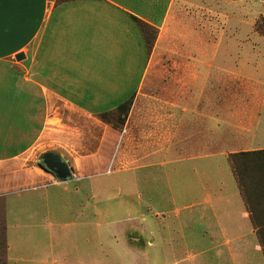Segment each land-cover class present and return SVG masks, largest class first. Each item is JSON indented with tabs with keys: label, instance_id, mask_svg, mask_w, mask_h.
<instances>
[{
	"label": "crops",
	"instance_id": "0c3cea01",
	"mask_svg": "<svg viewBox=\"0 0 264 264\" xmlns=\"http://www.w3.org/2000/svg\"><path fill=\"white\" fill-rule=\"evenodd\" d=\"M236 2L227 0L226 8ZM187 4L0 0V197L7 264H104L86 247L88 206L77 199L83 182L133 173L131 195L143 171V193L151 194L143 205L152 215L127 221L132 225L125 229L118 264H264L229 161L231 154L264 149L261 73L256 132L233 125L228 99L240 82L242 105L249 106V81L261 63L220 58L217 21L202 27ZM228 19L234 27L233 11ZM144 25L155 33L150 39ZM175 39L183 57L176 70L163 71L168 84L161 94L150 93L155 54L173 50ZM18 54L25 59L17 60ZM131 99L122 129L98 117ZM46 152L70 164L69 180L39 167ZM159 180L167 192L154 202Z\"/></svg>",
	"mask_w": 264,
	"mask_h": 264
},
{
	"label": "rangeland",
	"instance_id": "374dc122",
	"mask_svg": "<svg viewBox=\"0 0 264 264\" xmlns=\"http://www.w3.org/2000/svg\"><path fill=\"white\" fill-rule=\"evenodd\" d=\"M192 1L188 0L187 7L192 13L199 16L202 27L205 25V22L210 19L216 20L218 23V37L221 38L222 36L220 58H227L232 61H236L240 57L243 59L250 58L251 63H261V71L259 72L255 69L252 73V75L255 76V79H250L249 81L250 94L244 99L246 100L245 104H249V106L243 107L242 105L243 99L241 94H238L240 91L237 90L240 82L233 83V91H231V93H233L232 97H228L230 101L232 100L231 103L233 106L231 112L233 118L231 119V122L234 126H246L247 131L250 129L251 132H249L251 135L252 131L256 132L254 126L256 124V118L260 112L257 109L258 105L256 103L258 100L257 92L259 88L256 77L259 76L260 73L261 81L264 82V0H231L237 1L238 3L236 2L227 8V0ZM165 4L166 0H163V5ZM176 5L177 2L175 8ZM209 8L210 11H212L211 13H209ZM213 10H215L216 13H214ZM230 11L234 12V27L233 20H230L228 24V17L231 15ZM241 21L245 23L241 24ZM174 36L177 37V33H175ZM237 41L239 42V45L232 46V42ZM175 44L173 50H157L155 54L157 63L155 64L154 72V78L157 79L153 81L155 85L150 93H156V95L161 94L163 85L165 86L168 84V81H163V71L166 72L167 69L169 71L176 70L175 62L183 57L184 50L181 45L179 46L178 39H175ZM242 44L247 45L246 48L250 47V50H248L250 55H247L245 49L241 47ZM210 81L211 79L206 83L208 89H210ZM218 87L219 89H222L224 86L218 85ZM261 87L264 88V86ZM240 88L241 87H239V89ZM223 99H225L224 96L219 97L220 102ZM235 130H237V128H235ZM41 157L39 158V162L42 161ZM131 174L133 175V173L128 172H116L112 175L99 174L96 175V177L94 176L91 180L85 179L83 182L85 187L80 190L81 193L77 199H82L84 206H88L86 214L87 221H89L87 227L89 242L86 247H89V252L96 262L100 260L104 264H118V258L116 255L119 251L126 248L123 241L125 229L128 230V224L132 225L131 222L127 221L136 219L138 216H147V218H149L152 215L151 210L143 205V203H146L151 197L150 193H143L146 190V184L144 181L145 172L143 171L142 173H139V175L143 174V177L138 176V180H140V183L138 184L140 187L137 189L138 192L134 189L132 190V194L129 195L130 192H128V186L130 185V180L133 179V177L131 178ZM94 182H96L95 185ZM92 185L94 186L92 187ZM158 186L159 188H154V193L152 194L154 202L159 201L167 192V188H160V180ZM141 188L143 190L142 203L139 202V195L142 194L140 192ZM182 200H189V197H182ZM52 209L54 211L53 207ZM55 212L56 211L53 213ZM134 233L135 231H132L131 233L130 231L128 232L129 236ZM158 243L161 244L160 241ZM182 243L183 242L180 241L174 242L175 245ZM5 247L4 200L3 197H0V264H7ZM66 247L67 246L65 245L63 246V248ZM127 264H129V262H127Z\"/></svg>",
	"mask_w": 264,
	"mask_h": 264
},
{
	"label": "trees",
	"instance_id": "16d2710c",
	"mask_svg": "<svg viewBox=\"0 0 264 264\" xmlns=\"http://www.w3.org/2000/svg\"><path fill=\"white\" fill-rule=\"evenodd\" d=\"M143 31L148 39L155 34L146 25L143 26ZM132 102V99L126 101L115 110L102 113L98 117L115 128L122 129L127 121ZM229 161L235 171L253 226L264 249V149L231 154Z\"/></svg>",
	"mask_w": 264,
	"mask_h": 264
},
{
	"label": "water",
	"instance_id": "95a60500",
	"mask_svg": "<svg viewBox=\"0 0 264 264\" xmlns=\"http://www.w3.org/2000/svg\"><path fill=\"white\" fill-rule=\"evenodd\" d=\"M17 60L21 61L25 59L24 54H18ZM39 167L43 170L52 173L60 180H69L72 177V171L70 164L64 160L60 155L53 152H46L42 156V161L39 163Z\"/></svg>",
	"mask_w": 264,
	"mask_h": 264
}]
</instances>
